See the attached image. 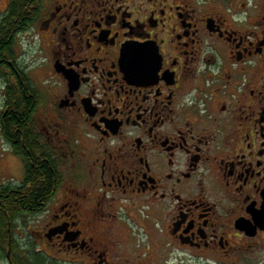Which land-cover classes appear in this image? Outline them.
<instances>
[{
    "label": "flooded vegetation",
    "instance_id": "1",
    "mask_svg": "<svg viewBox=\"0 0 264 264\" xmlns=\"http://www.w3.org/2000/svg\"><path fill=\"white\" fill-rule=\"evenodd\" d=\"M30 9L0 15V264H264V0ZM18 95L60 174L32 214Z\"/></svg>",
    "mask_w": 264,
    "mask_h": 264
},
{
    "label": "trees",
    "instance_id": "2",
    "mask_svg": "<svg viewBox=\"0 0 264 264\" xmlns=\"http://www.w3.org/2000/svg\"><path fill=\"white\" fill-rule=\"evenodd\" d=\"M31 3L32 0H10L3 18L5 28L23 30L25 23L28 21ZM18 97L16 105L11 107L12 110L10 109L12 115L7 119V124L11 130L16 129L19 131L17 136H20L26 133L24 125L28 120L30 105L24 98L19 95ZM8 134L9 132L5 131V135L8 136ZM25 146L30 150L34 163L24 164L25 176L23 183L16 191L17 193L11 196L9 206L17 209V212L32 214L40 210L43 203L51 198L53 189L60 181V174L56 161L52 156L49 157L48 161H43V158L41 160L36 159V155H40L42 150L38 147V141L28 137L27 133Z\"/></svg>",
    "mask_w": 264,
    "mask_h": 264
},
{
    "label": "rangeland",
    "instance_id": "3",
    "mask_svg": "<svg viewBox=\"0 0 264 264\" xmlns=\"http://www.w3.org/2000/svg\"><path fill=\"white\" fill-rule=\"evenodd\" d=\"M7 4H8V0H0V15L3 12L5 13L7 11L6 10ZM13 163H14V168L12 169L13 171H12L10 180L15 182L16 184L23 183L24 176H25V170L23 168L21 160L13 157Z\"/></svg>",
    "mask_w": 264,
    "mask_h": 264
}]
</instances>
